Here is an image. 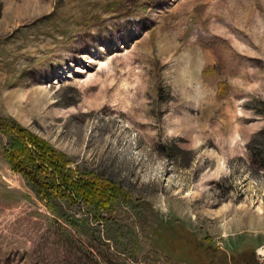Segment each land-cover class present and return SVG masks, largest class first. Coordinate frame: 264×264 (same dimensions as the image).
Wrapping results in <instances>:
<instances>
[{
	"label": "rangeland",
	"instance_id": "374dc122",
	"mask_svg": "<svg viewBox=\"0 0 264 264\" xmlns=\"http://www.w3.org/2000/svg\"><path fill=\"white\" fill-rule=\"evenodd\" d=\"M0 118L124 196L44 200L0 133V264H264V0H0Z\"/></svg>",
	"mask_w": 264,
	"mask_h": 264
},
{
	"label": "trees",
	"instance_id": "16d2710c",
	"mask_svg": "<svg viewBox=\"0 0 264 264\" xmlns=\"http://www.w3.org/2000/svg\"><path fill=\"white\" fill-rule=\"evenodd\" d=\"M74 57L77 59V55H72ZM0 133L7 138L4 152L8 160L44 200H66L68 208L85 205L91 215L101 218L105 211L114 209L112 205L119 198H124L117 182L79 169L68 155L39 137L32 138L33 135L13 119L0 118ZM256 136H262L260 146L264 150V129ZM249 149L254 151L251 146Z\"/></svg>",
	"mask_w": 264,
	"mask_h": 264
}]
</instances>
